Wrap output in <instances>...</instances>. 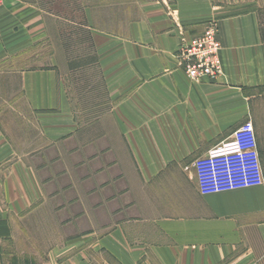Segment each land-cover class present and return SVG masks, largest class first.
Returning <instances> with one entry per match:
<instances>
[{
  "label": "crops",
  "instance_id": "obj_1",
  "mask_svg": "<svg viewBox=\"0 0 264 264\" xmlns=\"http://www.w3.org/2000/svg\"><path fill=\"white\" fill-rule=\"evenodd\" d=\"M60 22L89 34L93 77L54 56L17 65L44 45L70 53L55 49ZM211 25L221 73L193 81L178 50ZM247 121L264 174V0H4L0 244L41 232L31 247L48 246L47 264L102 258L91 251L105 264H264V185L203 196L193 163Z\"/></svg>",
  "mask_w": 264,
  "mask_h": 264
},
{
  "label": "built area",
  "instance_id": "obj_2",
  "mask_svg": "<svg viewBox=\"0 0 264 264\" xmlns=\"http://www.w3.org/2000/svg\"><path fill=\"white\" fill-rule=\"evenodd\" d=\"M218 33V26L211 25L202 37L180 46L178 57L191 80L214 79L221 73ZM257 145L253 122L247 121L230 142L193 162L200 194L205 196L263 186L264 174Z\"/></svg>",
  "mask_w": 264,
  "mask_h": 264
},
{
  "label": "rangeland",
  "instance_id": "obj_3",
  "mask_svg": "<svg viewBox=\"0 0 264 264\" xmlns=\"http://www.w3.org/2000/svg\"><path fill=\"white\" fill-rule=\"evenodd\" d=\"M0 7L3 5V1L1 0ZM62 0H55V5H61ZM58 9L56 7L55 9ZM56 39L55 41V49H59L60 46H64L66 50L70 53H67L65 55H61L59 53L56 54H50L52 49L48 48L46 45L44 47H40L35 52H31L28 54L23 55V57H20L22 59V62H18L17 65L22 66L25 69H32V68H40L42 65H50L51 63L55 61L60 63V66L63 68V63H68V66H70V69H73V64L75 66V69L79 68L78 65L81 63L83 66V70L76 71L72 74V78H78L80 77H93V67L95 63V56L94 53L91 50V42H90V36L88 33L84 32L82 29L76 28L75 26L63 24L60 22V24L56 25ZM55 57L53 60L52 57ZM53 61V62H52ZM91 64V67H86L85 65ZM73 67V68H72ZM29 226V224H28ZM45 239H42V238ZM32 239L36 242L39 240L42 244L46 243V236L45 234H41V232H37L35 236L31 237L30 232H23L20 238L19 245L16 246L12 242H5L0 244V264H47L45 261L46 259V251L48 249V246L43 245L38 248H35L38 250V255L36 254V250L31 247V241ZM33 242V241H32ZM89 253V252H88ZM36 254V255H35ZM90 254L94 256H100L102 255V258H97V261H94L92 264H105L103 261H110V258L105 253H96L94 251H91ZM72 256L78 255V252L72 251ZM33 258V260H32ZM35 260V261H34ZM115 264V263H113Z\"/></svg>",
  "mask_w": 264,
  "mask_h": 264
}]
</instances>
